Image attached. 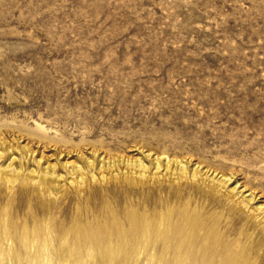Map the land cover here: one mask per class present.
Here are the masks:
<instances>
[{"label":"rangeland","instance_id":"obj_1","mask_svg":"<svg viewBox=\"0 0 264 264\" xmlns=\"http://www.w3.org/2000/svg\"><path fill=\"white\" fill-rule=\"evenodd\" d=\"M23 147L64 178L57 191L15 180L0 217L30 227L41 202L71 200L70 217L55 210L64 228L44 251L52 264L75 254L81 225L127 228L131 213L156 224V238L197 219L214 264H264V0H0V150L26 169ZM144 157L141 176L132 164ZM204 237L188 248L195 264ZM130 240L88 264H176L170 245ZM35 254L4 249L0 264Z\"/></svg>","mask_w":264,"mask_h":264},{"label":"bare ground","instance_id":"obj_2","mask_svg":"<svg viewBox=\"0 0 264 264\" xmlns=\"http://www.w3.org/2000/svg\"><path fill=\"white\" fill-rule=\"evenodd\" d=\"M21 150L25 151L27 163L30 165V167L28 166L26 169L24 163L20 159H17L18 157L14 156L16 154L14 150H7V154H8L7 159L4 156L5 154L4 151L0 150V163L4 159H6L3 166L0 167V202L3 201L1 197L2 194L6 192L9 186L11 188L16 183L15 180L20 182L25 178H28L33 181L38 179V183L40 184L43 190L47 188V189H54L56 191L57 188L53 187L54 186L53 184L54 183L60 184V182L62 183L63 181L64 176L58 174L55 165L52 166L48 165L47 167H44L42 166L41 163L42 159L36 161L34 157L35 154L31 152L30 149L23 147L21 148ZM145 157L148 158L150 157V155H147ZM145 157L142 158L141 160L135 161L132 164V166H134L136 169H138L141 172V176H146L147 172L149 171V164L146 163ZM154 161H155L154 162L155 169L160 170L161 167L160 163L158 162V160H154ZM34 162H36V164L41 167L39 171L31 168V165H34ZM180 165L181 164L177 162V167H179L180 171L183 174H187L186 167ZM63 166L67 167V163L66 164L63 163ZM89 166L92 167L93 163H89ZM81 170H82L81 168H78V171L76 173L77 174L81 173L82 172ZM70 174L71 177L74 175L72 173ZM193 174L194 177L198 175L196 170H193ZM228 182L229 181H224V184ZM85 184L86 183L83 180V178H80L79 182L75 183V186H77V188L80 187L83 188ZM24 194H25L24 191H21L20 194L19 192H15L16 196L20 195L18 196L19 199H21V196L24 197ZM59 197L62 198V194L59 195ZM254 199L255 197L253 198L251 197L248 201L252 202L254 201ZM22 200L21 201L18 199L17 201L15 200L20 211L24 209V204H25V202H23ZM70 203L71 200L66 206L62 207L60 205L56 206L54 202H49V201L41 202L42 207L41 206L40 207L42 208L44 217L42 218V220H40L39 217L35 216L33 218L34 220L33 225H31L30 227L28 226V222H25L22 225V222L20 223L19 220L18 221L13 220L10 222L9 220L7 221L5 217L3 219H1L0 217V256L4 251V249H11L15 253H17L21 249H25V250L35 249L37 250V254L31 256L28 259L29 264H44V260L46 258H48L50 264H52V260L49 258V256H47L44 253V251L48 250L49 247L52 246L53 240L51 239V236L53 234V231L54 233H59L64 228L63 227L64 224L60 226L56 222V218L58 216L56 215L55 210L60 208L61 209V212L59 211L60 216L68 218L70 217V208H69ZM105 217L107 218V216ZM128 219H129V223H128L129 226L127 228H123L120 224L115 223L116 221L115 222L113 221L114 224L106 225V226L105 225L102 226L99 223L98 227L95 226L92 227L91 226L92 224L90 223L88 224V222L85 223L84 226L81 225V227H79V230L75 234L74 240L71 241L74 242L72 244H74L75 254L70 256L71 259L69 261H62L61 263L88 264L89 262H94L96 256L93 251L98 248L100 249L104 248L105 250H110L113 248L117 250L118 253H120L125 248L131 249L134 246L132 245L133 242L130 240V238H134L135 236H141L144 238L142 245L143 246L145 245L144 248L147 249L150 248L154 249L157 246H159L158 244H161L162 246H166V247L170 245L169 248L171 249L173 248L175 254L174 260L176 264H195L197 262L198 254L188 249L198 246L197 243H199V239H198L199 235L204 237V235L200 234L201 230H199L198 227L199 221L197 219H190L185 217V221H187L186 226H188V228L185 229L176 228L175 230L172 231L170 236L166 235L167 232L164 231V233L158 235L157 238L155 234L159 233L158 226L153 222H150L151 220L144 221L140 218V216L132 213L129 214ZM42 223L45 224L42 225ZM15 233L16 235L19 233L20 234L19 236L21 237L16 238ZM205 236H206L204 237L205 244L202 247V253L203 256L205 257L204 264H214V260L218 257L217 254L218 250L215 245V239H213L209 234H206ZM54 243H55V238H54ZM54 246L59 247L56 250H61L64 247L63 244H54ZM187 249L188 252L186 251ZM102 255H106V254L103 253ZM15 258L18 259L19 256L15 254ZM111 261H113V259ZM158 261L159 260H157V262ZM223 264H244V262H242L239 259H232L227 257L224 260Z\"/></svg>","mask_w":264,"mask_h":264}]
</instances>
